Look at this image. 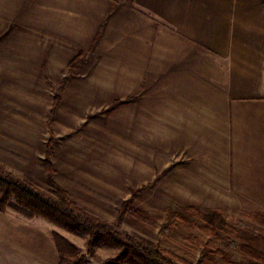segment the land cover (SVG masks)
Instances as JSON below:
<instances>
[{"label": "rangeland", "instance_id": "obj_1", "mask_svg": "<svg viewBox=\"0 0 264 264\" xmlns=\"http://www.w3.org/2000/svg\"><path fill=\"white\" fill-rule=\"evenodd\" d=\"M30 13L0 20V166L52 193L45 165L51 143L52 178L73 205L107 222L122 215L124 231L158 246L174 264H264L246 249L245 230L264 237V179L257 177L264 161L247 144L255 142V134L236 132L234 122L227 144L239 154L228 162H199L200 149L164 138L168 133L160 122L147 133L143 124L130 122L128 84L100 89L96 57L69 59L68 42L54 41L42 23L49 11ZM37 24L40 34L33 31ZM72 62L50 127L54 98ZM241 142L247 146L240 150ZM239 166L247 178L234 171ZM4 215L9 226L24 228L26 242L40 235L56 247L58 233L81 254L88 253L86 231L29 217L10 205ZM119 254L117 247L99 240L86 264H143L133 257L116 261Z\"/></svg>", "mask_w": 264, "mask_h": 264}, {"label": "crops", "instance_id": "obj_2", "mask_svg": "<svg viewBox=\"0 0 264 264\" xmlns=\"http://www.w3.org/2000/svg\"><path fill=\"white\" fill-rule=\"evenodd\" d=\"M44 10L69 59L96 57L100 89L128 84L130 122L146 133L160 122L164 138L198 147L212 165L239 154L227 144L235 122L255 134L247 144L264 161V0H0V20ZM243 167L234 171L247 178ZM8 224L0 212V264H57L52 242H26L24 228Z\"/></svg>", "mask_w": 264, "mask_h": 264}, {"label": "trees", "instance_id": "obj_3", "mask_svg": "<svg viewBox=\"0 0 264 264\" xmlns=\"http://www.w3.org/2000/svg\"><path fill=\"white\" fill-rule=\"evenodd\" d=\"M73 68L72 62L68 74L62 81L54 98V105L48 120L50 127L54 125L62 93L67 86L69 78L72 76ZM52 155L53 148L52 144L49 143L47 145L45 165L50 181L55 187L52 193L36 187L31 181L21 179L3 166H0L1 212H5L10 205L29 217L43 216L52 221L61 222L73 231L88 232L90 237L87 243V255H93L97 242L103 240L120 250L116 261H123L133 257L143 264H174L158 246L138 240L124 231L121 227L122 215H119L113 222H107L73 205L69 201L68 193L56 184L52 178L54 176V168L51 161ZM12 197L17 199L16 204L11 203ZM260 217L264 222V214ZM213 224H216L215 221L212 222ZM245 233L247 234L246 240H248V243H246L247 253L264 262V237L248 230H245ZM54 239L60 254V262L58 264H86L87 255L81 254L80 250L71 241L58 233H54Z\"/></svg>", "mask_w": 264, "mask_h": 264}]
</instances>
